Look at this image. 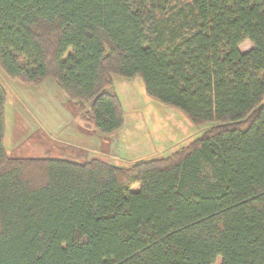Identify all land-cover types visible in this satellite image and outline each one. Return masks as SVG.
Instances as JSON below:
<instances>
[{
  "label": "trees",
  "instance_id": "16d2710c",
  "mask_svg": "<svg viewBox=\"0 0 264 264\" xmlns=\"http://www.w3.org/2000/svg\"><path fill=\"white\" fill-rule=\"evenodd\" d=\"M0 69L103 135L116 77L211 123L126 166L10 155L0 84V264H264V0H0Z\"/></svg>",
  "mask_w": 264,
  "mask_h": 264
},
{
  "label": "crops",
  "instance_id": "0c3cea01",
  "mask_svg": "<svg viewBox=\"0 0 264 264\" xmlns=\"http://www.w3.org/2000/svg\"><path fill=\"white\" fill-rule=\"evenodd\" d=\"M125 80L127 79L118 77L114 79L116 90L125 110L123 127L113 133L103 135L95 130L90 123H87L83 119H81L73 105L72 100L67 97V95L60 89V87L55 83L53 79L46 78L40 85L34 86L31 84H24L16 78H10L0 70V84L6 94L4 105V148L6 152L10 155H16L17 148L22 144L24 145V136L26 135L29 139V142L33 141L37 142L39 146L41 145L40 152L42 153H35L33 156H59L81 161L89 158L92 155L102 154L103 156L104 154H107L108 157L106 158L111 159L114 164L126 166L141 158L153 156V154L157 155L155 153L159 152L161 149L152 145V138H154L155 135L152 133L154 132L155 126H149L153 127L151 128V130L147 129L152 134L151 136L147 130H145L144 132V127L141 128L140 122H136L137 118L140 117L138 114V117L137 115L133 116V119L136 118L135 122H132V125H129L131 123V120L130 116H128L129 114H127L128 111L123 101V98L125 100L126 95L125 93L121 92V88L126 90L127 93L130 90V88L127 86V82L126 85L123 86V84H125ZM130 80L127 81L130 83ZM51 94L52 97L58 99V103H60V100L61 102H63V104L61 103V105L63 106L64 111L68 113L71 121H73V126H75L74 130H76V133L75 135L71 136V138H78L77 136L82 134L84 136V139H78V141H74V144L72 145L66 143V139H63L61 141L53 138L52 135L50 137L49 128L51 123L56 124L57 128L61 124L62 117L60 116L59 111L56 115H54L53 112L55 118L51 116L50 119L45 120L43 123H40V126H38L36 129V131L38 132H36L35 130L31 131L32 122L37 120L33 109H44L43 104L39 103L37 98H39L40 100L43 99L49 101V96H51ZM57 106H59V104H57ZM168 107L170 108V106ZM22 110L25 112V114ZM43 111L47 112L48 109L45 108ZM164 113H166V111ZM183 117L187 119L185 116ZM15 121L19 122V127L22 129L20 131V135L15 134ZM63 121H67V119ZM123 130L125 131V135L120 136L119 131ZM135 132L136 134H142L143 132L145 135H147L145 142L143 139V144L146 145L145 149H148L149 152L143 155V157H139L136 160L130 161L129 159H131V155L135 153H129L127 150L129 148L127 147H129L130 145L129 141L132 137V133ZM38 133L41 135V138L35 139L34 135Z\"/></svg>",
  "mask_w": 264,
  "mask_h": 264
},
{
  "label": "rangeland",
  "instance_id": "374dc122",
  "mask_svg": "<svg viewBox=\"0 0 264 264\" xmlns=\"http://www.w3.org/2000/svg\"><path fill=\"white\" fill-rule=\"evenodd\" d=\"M249 46H250V42L248 40H244L239 45V49L245 50ZM140 80L141 79L137 77L130 80V83L127 80H125L124 81L125 84H123V86H125L127 82L128 84L127 86L130 88V90L127 93L126 90L121 88V92L125 93L126 95L125 100L123 98V101L128 111L127 114H129L128 116H130L131 123L129 125H132V122H135L136 118L133 119V116L138 114L140 117H138L137 115L138 118L136 122L137 123L140 122L141 128L144 127L143 128L144 132L147 129L151 130V128H153L149 126L152 125L155 126L154 132L152 133L155 134L154 138L151 137L153 140L152 145L159 147V149L162 150L155 153L157 154L155 156H165L168 153L179 149L181 146L185 145L191 139L197 136L200 132H202L206 127L211 125V123L208 122L196 126L190 125L189 121L185 119L183 115L176 109L172 107L169 108L168 105L155 101L149 98L148 96L144 95L145 93H143ZM49 97H50L49 101L43 99L40 100L39 98H37L39 103L43 104L44 109L47 108L48 111L45 112L43 111L44 109H38V110L33 109L37 120L32 122L31 131L33 130L36 131L37 127L40 126L39 124L43 123L45 120L50 119L51 116L55 118L54 115L58 114L59 111V114L62 117L61 124L57 128L56 124L51 123L49 128L50 137L52 135L53 138L61 141L63 139H66L67 141L65 142L72 145L74 144V141H78V139L79 140L84 139V136L82 134L77 136L78 138H71V136L75 135L76 130H74L75 126H73V121H71V118L69 117L68 113L64 111V108L61 105V103L63 104V102H61L60 100V103H58L59 102L58 99L52 97V94ZM263 102H264V97H263ZM57 104H59V106H57ZM165 111L166 113H164ZM65 119H67V121H63ZM18 123H19L18 121H15L14 131L15 134L20 135L21 133L20 131L22 129L19 127ZM147 131L151 136L152 134L149 132V130ZM119 135L120 136L125 135V131L124 130L119 131ZM34 137L35 139H39L41 138V135L38 133L34 135ZM146 137L147 135H145L143 132L142 134H136V132L132 133V137L130 138L129 141L130 145L129 147H127L129 149L127 150L129 153L132 154L135 153V154H133L134 156L131 155V159H129L130 161L136 160L139 157H143V155L149 152L148 149L147 150L145 149L146 145L143 144V139L145 142ZM24 139H25V143L24 145L22 144L20 147L17 148L16 155L33 156L35 153H39L41 151L40 150L41 145L39 146L37 142H33V141L29 142V139L26 135L24 136ZM41 153L42 152H40L39 154ZM103 157L106 158L108 156L107 154H104ZM135 188L136 186H133V189ZM218 263H219V258L217 259L216 264Z\"/></svg>",
  "mask_w": 264,
  "mask_h": 264
}]
</instances>
